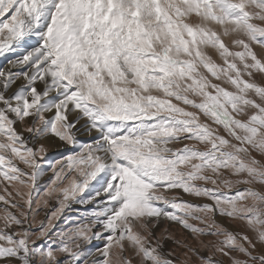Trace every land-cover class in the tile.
Here are the masks:
<instances>
[{
  "label": "snow or ice",
  "instance_id": "snow-or-ice-1",
  "mask_svg": "<svg viewBox=\"0 0 264 264\" xmlns=\"http://www.w3.org/2000/svg\"><path fill=\"white\" fill-rule=\"evenodd\" d=\"M262 55L264 0H0V264H264Z\"/></svg>",
  "mask_w": 264,
  "mask_h": 264
},
{
  "label": "rangeland",
  "instance_id": "rangeland-1",
  "mask_svg": "<svg viewBox=\"0 0 264 264\" xmlns=\"http://www.w3.org/2000/svg\"><path fill=\"white\" fill-rule=\"evenodd\" d=\"M34 40V38H33ZM33 45L35 46V42H33ZM256 51L258 53H260L259 49H256ZM262 59H264V55L261 56ZM214 59L217 60V62L219 63V60L217 57L214 56ZM6 64V59L5 58H0V66H4ZM255 79L257 82L261 83L262 85H264V77H262L261 75L257 74L255 76ZM81 139H85V137H81ZM48 159L50 161H55V160H59L61 159V156L59 154L58 149H55L54 147H50L49 148V156ZM257 159H260V157H257ZM45 171H46V175L42 178V180L40 181L41 183V190L43 188V183L44 181H46L50 176H51V172L47 170V165H45ZM244 186H241V188H243ZM257 190H260V186H256ZM0 195H3V192L0 191ZM185 200H190L193 203H197L198 201L189 198V197H184ZM73 211L71 212H67L66 214L68 216H71L75 219H82L83 216L91 209V205H87V206H81V205H73ZM43 216V212L41 213V217ZM242 231L243 229H237ZM159 231V230H158ZM170 231L172 233H174L176 235L177 239H183L186 243L191 242L193 245H195V241L192 239L191 233H188L187 231L181 230L179 228V226H172L170 228ZM182 233V235H181ZM175 246L173 245V243L171 241H166L165 242V250H169L174 248Z\"/></svg>",
  "mask_w": 264,
  "mask_h": 264
},
{
  "label": "bare ground",
  "instance_id": "bare-ground-1",
  "mask_svg": "<svg viewBox=\"0 0 264 264\" xmlns=\"http://www.w3.org/2000/svg\"><path fill=\"white\" fill-rule=\"evenodd\" d=\"M33 42H35V40H33ZM34 46V45H33ZM55 148V147H54ZM56 149V148H55Z\"/></svg>",
  "mask_w": 264,
  "mask_h": 264
}]
</instances>
